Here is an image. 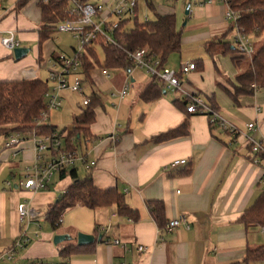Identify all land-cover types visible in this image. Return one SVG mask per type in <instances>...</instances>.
I'll list each match as a JSON object with an SVG mask.
<instances>
[{
    "label": "crops",
    "instance_id": "1",
    "mask_svg": "<svg viewBox=\"0 0 264 264\" xmlns=\"http://www.w3.org/2000/svg\"><path fill=\"white\" fill-rule=\"evenodd\" d=\"M149 1L159 14L175 15L173 7L179 1L184 7L189 5L187 15L184 9L188 20L183 22L180 30L179 56L171 54L164 65L178 70L183 63H195L194 71L187 75L178 73L184 94L163 87L157 99L143 101L140 93L151 83V78L135 68L123 74L117 71L122 80L114 91H119L125 80L129 83V90L117 106H112L116 110L115 119L110 118L104 97L92 90L102 102L95 109L91 137L78 139L73 135L71 138L76 151L87 161V165L76 164L77 174V165H81L83 176L89 171L97 188L117 189L124 195L126 203L139 212V220L132 222L118 216L114 206L94 210L75 206L72 209H77L82 219H75L71 226H63L61 234H69L72 240L70 231L73 230L101 239L64 258L59 255V246L76 244V236L71 243L55 246L51 243L52 233L46 232L43 241L28 248L23 258L25 261L57 264H264L244 262L248 248L264 244V227L245 225L242 221L244 212L263 191V168L252 163L250 145L242 134L232 136L211 125L206 116L185 111V95L199 96L243 134L247 132L246 125L253 123V130L247 134L264 142V88L255 90L252 95H238L234 101L228 92L233 93L231 84H236L237 75L246 69L247 64L235 65L233 58L240 56L236 51L224 52L227 47L222 44L213 45L210 52L207 50V44L218 42L228 43L231 50L234 49L223 4L214 2L197 6L183 0L176 3L165 0L156 5L153 0ZM18 2L0 0V38L6 31L14 30L19 47L29 48V52L15 60L0 45V80L40 79L39 70L48 71L53 60L71 53L59 49L51 38L39 47L40 1L29 0L22 6ZM103 2L110 4L113 0ZM138 12L140 14L139 5ZM263 39L264 33L255 41L262 42ZM31 42L36 43L33 56L29 47ZM27 70L34 71L35 76H25ZM89 79L90 75L84 80L91 83ZM112 93L110 95L116 102ZM182 123L187 125L186 137L163 143L152 141L153 137ZM110 135H115L117 141L111 142ZM18 156L24 164L23 169L31 165L34 151L29 138L20 144L15 158ZM4 157L15 160L8 150ZM180 159L187 163L174 169L165 168L173 160ZM54 178L52 187L49 184L38 193L14 188L28 196L27 202L31 205L37 197L43 201V208L49 207L72 182L69 176L61 179L58 174L52 180ZM56 181H59L58 185ZM7 187L11 186L7 184ZM0 195L4 194L1 192ZM147 201L163 202L166 223L183 216L186 225L171 232L163 231L151 218ZM20 203L6 208L3 196H0V252L8 249L21 232L22 225L16 212ZM105 239H118L120 244L106 245ZM138 246L144 250L139 252Z\"/></svg>",
    "mask_w": 264,
    "mask_h": 264
},
{
    "label": "trees",
    "instance_id": "2",
    "mask_svg": "<svg viewBox=\"0 0 264 264\" xmlns=\"http://www.w3.org/2000/svg\"><path fill=\"white\" fill-rule=\"evenodd\" d=\"M28 1L19 0L18 5L22 6ZM80 1L90 2L93 0ZM144 3L154 14L155 19L153 21L147 19L144 22H139L138 19L121 20L117 28L109 34L114 44L106 42L100 36L94 39L91 45L86 48L84 79H87L96 67L102 70L128 71L133 69L127 57L128 52L146 49L149 54L158 55L163 66L171 54L180 52L181 32L177 29L175 15L159 14L149 0H144ZM230 4L238 15L239 26L245 33L251 38H258L264 33V0H230ZM38 5L42 22V27L38 31V44L41 47L56 32V24L66 18L65 10L68 0H48L46 4L39 2ZM220 44L227 47L224 52L236 51L235 48L231 50L230 45L223 42L209 43L207 50L209 51L213 45ZM98 47H101L103 51L104 61L102 64L96 54ZM242 61L243 57L241 56L233 58V62L237 66ZM231 85L233 93H228L234 101L238 95H252L255 90L264 88V39L246 69L237 75L236 84ZM47 89V81L38 78L0 80V137H8L15 132H34L38 136H48L56 132L58 138L62 140L65 150H76L75 143L71 142L73 134L78 139L91 137L90 126L95 121V109L101 105L102 101L98 94L91 92L88 97V105L81 108L80 112L72 117L70 130L67 128L58 130L56 126L49 124L48 120L42 121V115L46 113L44 94ZM162 90L164 88L161 83L157 79L151 78V83L140 93V98L146 102L153 101L161 96ZM187 135V125L182 123L174 129L153 137L152 141L163 143L184 138ZM66 176H69L72 182L47 214V220L54 229L58 227V219L62 213L75 206H82L90 210L114 206L118 216L126 217L132 222L139 220V212L126 203L123 194L114 188H97L89 171L82 177L77 174L75 168L60 173L61 179ZM146 207L157 226L164 228L166 222L163 202L147 201ZM242 221L245 225L264 227V188L255 203L244 212ZM81 248L83 247L76 244L59 246V255L67 258ZM244 262H264V244L248 248L244 255Z\"/></svg>",
    "mask_w": 264,
    "mask_h": 264
},
{
    "label": "built area",
    "instance_id": "3",
    "mask_svg": "<svg viewBox=\"0 0 264 264\" xmlns=\"http://www.w3.org/2000/svg\"><path fill=\"white\" fill-rule=\"evenodd\" d=\"M42 4H46L48 0H39ZM173 3L179 0H169ZM189 4L202 6L210 3H220L225 6V20L229 23L231 30V41L237 54L243 58H252L255 53L254 43L251 36L245 33L237 22L238 15L231 8L230 0H183ZM140 0H113L110 4L104 2L90 1L81 2L80 0H68L65 13L66 18L56 24V31L72 34L78 42V47L73 49V54L70 56L60 55L53 60L49 65L48 77L46 79L48 87L44 94L46 105V113L42 115V121L48 120V113L51 110H56L62 105L60 93L68 90L72 93L81 96L82 106L86 107L89 99L84 95L82 81L80 75L84 72L85 52L86 48L91 45L94 39L98 36L104 38L106 42L114 44L109 34L117 28L119 22L123 19L135 20L139 18L138 5ZM144 20H147L145 17ZM0 45L12 53L13 49L19 47V41L15 38V31L8 30L0 38ZM127 57L133 68L143 71L150 78L157 79L161 85L169 91L182 92L181 82L178 78V73L187 75L196 69L194 62H187L180 65L178 70L165 68L161 64L158 55H151L146 49H139L134 52H128ZM102 74L106 79H109V74L106 70H102ZM24 75L34 77L35 72L32 70L24 71ZM129 83L125 80L122 88L112 94L118 103L122 101L128 94ZM184 94V93H183ZM186 106L185 111L189 114H200L207 117L211 125H216L232 136L242 134L248 141L253 154L252 163L263 168L264 180V142L256 141L248 131L254 128L253 123L246 125V133H242L236 126L229 123L217 111L213 110L203 99L196 95H185ZM29 138L33 143L34 158L31 165L24 169V179L20 181L17 188L31 193H38L45 190L52 178L63 171L73 169L78 162L87 165L85 157L80 155L76 150H65L62 140L58 138L55 132L48 136H38L34 132L20 133L15 132L8 137H5L4 149L10 152L12 158L18 154L20 144L24 139ZM108 139L111 142H116L117 137L110 135ZM72 142H74L72 140ZM47 153V155H46ZM186 160H173L166 166L167 169H174L186 164ZM93 163H91L92 165ZM87 167V166H86ZM264 188V182H263ZM17 218L21 225L20 234L13 244L6 250L0 252V264H57L43 262L40 260L18 259L19 251L27 247L31 242V237L28 233V228L31 222L38 221L41 217V212L34 209L29 202L20 203L17 205ZM58 219V226L61 221ZM180 225H186L183 216L170 220L163 228L165 232H171ZM105 231L108 228L104 229ZM38 232L34 233L37 236ZM106 245H119L118 239H105ZM139 252L143 251L142 246H138Z\"/></svg>",
    "mask_w": 264,
    "mask_h": 264
},
{
    "label": "rangeland",
    "instance_id": "4",
    "mask_svg": "<svg viewBox=\"0 0 264 264\" xmlns=\"http://www.w3.org/2000/svg\"><path fill=\"white\" fill-rule=\"evenodd\" d=\"M93 1L103 2V0H93ZM153 1L156 2V5H160L166 2L165 0H153ZM181 2L182 1H179L173 7V11L176 16V23H177V27L179 31L183 28L182 26L183 22L185 20H188V16L184 14V9L186 8L187 4H185V7H184V4ZM139 10H140V15L138 18L139 22H144L145 17L149 21H153L155 19L154 14L146 7V5L141 0L139 2ZM251 39L253 43H255L254 50L256 51L261 42L259 40L255 41V38L253 37ZM51 40L59 49H62V51L71 53L70 55L73 54L72 49H75L78 47L77 40L73 38L72 34L70 33H63V32L56 31L51 36ZM29 47H30V50L32 51L30 54L31 56H33V48L36 47V43L31 42ZM9 54H12V53L9 52ZM96 54H97L98 60L102 64L104 61V56H103V51L101 47H98L96 49ZM172 56L178 57L179 54L173 53ZM11 57L14 58L13 54L11 55ZM251 59L252 58H243L244 62L242 61L241 63L248 65ZM115 70L114 69L106 70L110 76L109 79H106L105 77L102 76V69L96 67L90 73L89 80L91 81V83L89 81L85 82L84 75L83 74L80 75V80L82 82L84 81L83 86L84 87L86 86L84 90L85 96L88 98L92 90H97L104 97V101L106 103V110L109 113V116L112 120L115 119V114H116V110L113 109L112 106H117L118 101L115 102V99H113L110 94L112 92H113L112 94L116 93V91H114L115 87L117 86V84H120L122 80V77L119 78L118 73L116 72L121 71L120 74H123L124 72V70H116V71ZM38 77L43 81L46 80L48 77V71H46L45 69L39 70ZM48 87L51 88L52 85H49ZM60 96L62 98V105L60 108L56 110L49 111L48 123L53 126H56L58 130H61L63 128H67L68 130H70L71 125H72V117L74 115H77L80 112V109L83 108L81 96H79L78 94L72 93L68 90L62 91L60 93ZM23 141H25V139ZM4 144H5V137L1 136L0 137V193L2 192L4 195H0V196L1 197L3 196L5 207L11 208V204H16L18 201L21 203H25L28 201L29 197L28 196L26 197V195L23 194L19 189L17 190L14 188V186L18 185L20 181L24 179V175H25L24 169H23L24 164L23 162H21L20 156L15 158V160H12V159L11 161L10 159L6 160V158L4 157L6 153V150L4 149ZM77 168H78L79 176H83L82 166L77 165ZM55 180L56 179L54 178L52 182L50 183L51 187L54 185ZM56 182H57L56 185H58L59 181H56ZM7 184H9L11 187L10 188L7 187ZM53 205L54 203H52V205L49 207H52ZM31 206L34 209L41 211V217L38 219V221L31 222L28 228V233L32 240L27 247L19 251L17 255L18 259H23L25 257V254L27 253L28 248L32 244L38 241H43V236L46 232L52 233V237H51V243H52V239L56 235H68L69 236V234H61L64 231V229H62L63 226H67V227L71 226V224L75 222L74 221L75 219L77 220L79 218L82 219V216H80L77 209L71 208L70 210H66L65 212L62 213L61 221L58 226L60 228L57 227L56 229H54L51 223L47 220V214L50 208L48 206H45L43 208V201L40 199H37V197L33 199ZM23 228L24 226L22 225V229ZM36 231L38 232V237L34 236V233ZM78 233L79 232H74L73 230L70 231V235H72V240L65 241L62 243L68 244V243H71L72 241H75L74 237ZM17 237L18 235L14 238L13 241H15Z\"/></svg>",
    "mask_w": 264,
    "mask_h": 264
},
{
    "label": "water",
    "instance_id": "5",
    "mask_svg": "<svg viewBox=\"0 0 264 264\" xmlns=\"http://www.w3.org/2000/svg\"><path fill=\"white\" fill-rule=\"evenodd\" d=\"M189 12V5L186 6L185 14L187 15ZM29 52V48L25 47H16L13 49V57L15 60H20ZM101 239L100 236L95 238V236L91 234H84L79 232L76 235V245L79 247H84L93 244L95 241H99ZM71 240V237L68 235H56L53 237L52 242L55 246L59 245L62 242Z\"/></svg>",
    "mask_w": 264,
    "mask_h": 264
}]
</instances>
